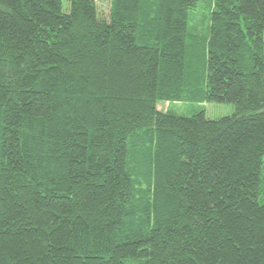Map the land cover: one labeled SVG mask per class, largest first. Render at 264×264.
<instances>
[{
    "label": "trees",
    "instance_id": "16d2710c",
    "mask_svg": "<svg viewBox=\"0 0 264 264\" xmlns=\"http://www.w3.org/2000/svg\"><path fill=\"white\" fill-rule=\"evenodd\" d=\"M0 264H264V0H0Z\"/></svg>",
    "mask_w": 264,
    "mask_h": 264
},
{
    "label": "rangeland",
    "instance_id": "374dc122",
    "mask_svg": "<svg viewBox=\"0 0 264 264\" xmlns=\"http://www.w3.org/2000/svg\"><path fill=\"white\" fill-rule=\"evenodd\" d=\"M95 3L97 5L99 15L103 17L107 16L110 7V0H95ZM204 14L205 12L203 6L197 8L194 13L193 26L197 35L199 32H204L205 30L203 28L205 23V20L203 19ZM198 105L204 106L203 108L205 109L206 116L211 119L230 114L234 110L233 105L228 103H199ZM157 107L160 110H165L169 106L167 102H160ZM170 109L181 115H191L193 112L191 104L186 102H174L171 104Z\"/></svg>",
    "mask_w": 264,
    "mask_h": 264
}]
</instances>
